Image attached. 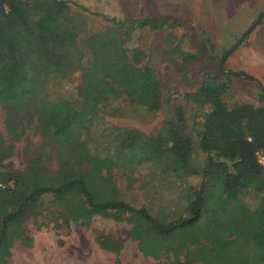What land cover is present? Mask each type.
I'll list each match as a JSON object with an SVG mask.
<instances>
[{
	"label": "trees",
	"instance_id": "trees-1",
	"mask_svg": "<svg viewBox=\"0 0 264 264\" xmlns=\"http://www.w3.org/2000/svg\"><path fill=\"white\" fill-rule=\"evenodd\" d=\"M71 5V0H0V107L9 137L6 143L0 135V264H7L15 241L32 246L24 224L32 219L37 230L42 228L48 196L58 207L53 228L67 229L70 221L88 225L95 216L126 222L130 239L155 264H264V167L257 157L264 154V108L224 100L232 75L256 82L243 72L224 71V64L264 12L219 59L223 78L205 74L196 90L184 94L195 110L190 126L204 156L199 164L178 105L155 134L109 126L95 131L101 152L91 150L87 134L102 110L118 101L143 105L152 93L160 96L153 58L140 68L132 64L146 58L141 49L130 47L137 31L177 24L111 19L103 31L80 40L87 22L81 13H72ZM168 44L174 54L195 59L180 44ZM91 70L98 74L91 93L62 88L75 72L87 76ZM19 119L23 124H17ZM27 130L41 141L30 159ZM22 140V156L28 160L19 171L9 160ZM141 169L148 170L154 184L173 188L185 183L184 211L176 218L124 200L115 174L130 188ZM192 178L198 179L196 185L187 184ZM99 244L116 254L114 264H121L119 241L108 236Z\"/></svg>",
	"mask_w": 264,
	"mask_h": 264
},
{
	"label": "rangeland",
	"instance_id": "rangeland-1",
	"mask_svg": "<svg viewBox=\"0 0 264 264\" xmlns=\"http://www.w3.org/2000/svg\"><path fill=\"white\" fill-rule=\"evenodd\" d=\"M72 13H81L87 22V28L80 37L103 31L111 25L110 20L134 21L149 19L154 22L167 20L176 23L175 28L150 30L144 28L137 31L130 43V47L141 49L146 58L132 61L140 68L150 57L156 63V75L160 84L159 98L152 93L143 105H131L118 101L112 108L102 110L93 124L88 135V144L92 151H100L99 134L105 127L136 129L143 134H155L162 122L169 118L172 106H181L187 119V134L192 139L194 147V161L202 164L204 156L198 150L197 138L191 129V117L194 106L184 100V94L198 88L205 74L222 77L219 59L225 50L236 44L238 39L254 24L264 12V0H71ZM79 6L85 7V11ZM167 36V45L164 39ZM180 44L183 52L195 57L186 60L183 56L174 54L169 48ZM167 46V48H166ZM131 54V53H129ZM139 61L141 65L139 64ZM224 71L233 73L243 72L253 77L256 82L246 80L237 75L231 76L230 90L224 96L228 104L234 102L249 103L255 107L264 108V18L254 30L243 39L237 48L231 52L224 64ZM98 79L96 70L89 71L83 76L80 71L72 74L63 82L62 88L77 89L84 93L94 89ZM259 83V84H258ZM87 88L90 90L87 91ZM93 88V89H92ZM60 91V88L59 90ZM4 111L0 107V135L7 143L9 137L4 127ZM200 123L202 119L198 118ZM17 124H23L19 119ZM32 142L30 157L41 146L39 136L34 130H27ZM101 140V139H100ZM23 140L16 145L15 154L9 160L11 168L23 170L27 160L22 156ZM53 156L52 151H48ZM56 168L55 161L49 162ZM7 164V161L4 162ZM119 188L124 192V200L132 207L149 209L152 214L162 213L176 218L183 210V186L173 188L166 184H154L151 174L141 169L135 174L132 187L115 174ZM197 178L189 179L187 184L196 185ZM55 198L48 196L44 199L49 209L42 228L37 230L32 219L25 222L27 234L32 238L31 247L23 246L15 241L7 259V264H114L116 254L104 250L99 242L105 237H112L119 241L123 248L120 251L121 264H155L156 262L143 256L134 241L130 239V225L117 222L106 216H95L90 224L84 225L77 221H70L68 228H53L57 221ZM84 209L80 202L75 204ZM62 243V244H61ZM163 258L162 260H166Z\"/></svg>",
	"mask_w": 264,
	"mask_h": 264
},
{
	"label": "built area",
	"instance_id": "built-area-1",
	"mask_svg": "<svg viewBox=\"0 0 264 264\" xmlns=\"http://www.w3.org/2000/svg\"><path fill=\"white\" fill-rule=\"evenodd\" d=\"M258 162L264 167V154H258Z\"/></svg>",
	"mask_w": 264,
	"mask_h": 264
}]
</instances>
